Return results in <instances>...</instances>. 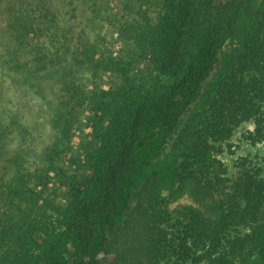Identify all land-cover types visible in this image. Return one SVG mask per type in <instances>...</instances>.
Instances as JSON below:
<instances>
[{
    "label": "trees",
    "instance_id": "obj_1",
    "mask_svg": "<svg viewBox=\"0 0 264 264\" xmlns=\"http://www.w3.org/2000/svg\"><path fill=\"white\" fill-rule=\"evenodd\" d=\"M118 1L0 0V264H264V157H223L264 141V0ZM20 87L55 139L22 136Z\"/></svg>",
    "mask_w": 264,
    "mask_h": 264
},
{
    "label": "rangeland",
    "instance_id": "obj_2",
    "mask_svg": "<svg viewBox=\"0 0 264 264\" xmlns=\"http://www.w3.org/2000/svg\"><path fill=\"white\" fill-rule=\"evenodd\" d=\"M150 11L153 13V15L157 14L156 9H151ZM104 34L108 40L114 42L116 49L121 51L126 59L134 62L133 65L136 67L138 70L137 72H139L140 75L144 76L146 80H150L152 77H154L155 71H152V69L148 68V62L145 59H141L139 50L131 47L129 44L124 43L118 37L119 33L117 24H106L104 26ZM103 79V74H100L98 77V85L100 87L104 85ZM161 79L167 84L171 83V80L166 77L161 76ZM148 83H150V81H148ZM19 89L20 91L17 92V96L14 100V110L16 109L17 111V119L19 125L21 126L20 131L22 136L29 139L30 142L33 141V138L34 141L37 139L36 143L38 144L40 143V140L45 141L47 138L50 139V136L52 139H55V135L57 133L53 132L51 129V121L53 117L51 106L45 99L28 92L26 88L20 87ZM89 115L90 111L86 108L82 113V123L79 128H77L75 135L72 138V151L70 155L65 158L67 168H73L72 163L71 165L69 164L72 156L83 153L89 147H92L95 144V136L86 123ZM243 130L244 129H239L231 141V143L234 144L233 149H236L235 154L223 156L224 159L229 163H233L232 157H237L238 154H244L246 151L258 152L264 157V141L258 147H252L246 143H242L241 133ZM180 202L186 203L190 202V200L188 198H183L180 200ZM95 259H102V261H105L107 259H111V256H105L101 253L97 255Z\"/></svg>",
    "mask_w": 264,
    "mask_h": 264
}]
</instances>
